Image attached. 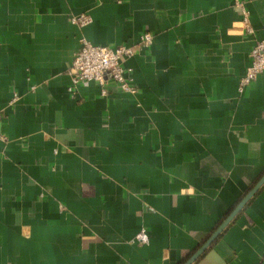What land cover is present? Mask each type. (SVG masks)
<instances>
[{"label":"crops","instance_id":"obj_1","mask_svg":"<svg viewBox=\"0 0 264 264\" xmlns=\"http://www.w3.org/2000/svg\"><path fill=\"white\" fill-rule=\"evenodd\" d=\"M235 1L0 0V264H184L215 231L264 174V0L253 35ZM144 32L136 93L69 90L81 37ZM192 264H264V184Z\"/></svg>","mask_w":264,"mask_h":264},{"label":"built area","instance_id":"obj_2","mask_svg":"<svg viewBox=\"0 0 264 264\" xmlns=\"http://www.w3.org/2000/svg\"><path fill=\"white\" fill-rule=\"evenodd\" d=\"M235 3L242 8L246 31L253 35L255 31L249 21V11L243 6L244 2L236 0ZM71 21L84 27L92 22V17L89 14L81 13L73 15ZM153 40L154 36L150 32L142 33L136 46L98 45L91 43L86 37H81L80 47L69 68L71 77L69 90L74 91L79 85L94 81L99 84L102 95L109 93L110 83H114L123 92L136 93L137 88L132 77V68L125 62L139 49L150 48ZM262 73H264V39H257L250 52V64L245 75L240 79V92L245 91ZM135 239L140 243H147L150 239L148 230L142 228L136 234Z\"/></svg>","mask_w":264,"mask_h":264},{"label":"water","instance_id":"obj_3","mask_svg":"<svg viewBox=\"0 0 264 264\" xmlns=\"http://www.w3.org/2000/svg\"><path fill=\"white\" fill-rule=\"evenodd\" d=\"M264 184V174L257 181L254 187L243 197V199L234 207V209L229 213V215L222 221V223L215 229V231L206 239V241L191 255V257L184 264H192L197 258L203 254L208 247L221 235L228 224L233 220V218L239 214L243 209L245 204L252 198V196L260 189Z\"/></svg>","mask_w":264,"mask_h":264}]
</instances>
